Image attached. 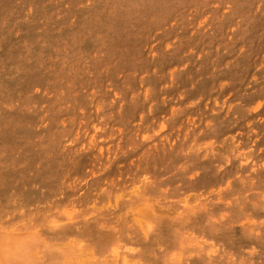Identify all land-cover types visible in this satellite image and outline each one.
<instances>
[{
	"label": "rangeland",
	"instance_id": "1",
	"mask_svg": "<svg viewBox=\"0 0 264 264\" xmlns=\"http://www.w3.org/2000/svg\"><path fill=\"white\" fill-rule=\"evenodd\" d=\"M0 264H264V0H0Z\"/></svg>",
	"mask_w": 264,
	"mask_h": 264
}]
</instances>
